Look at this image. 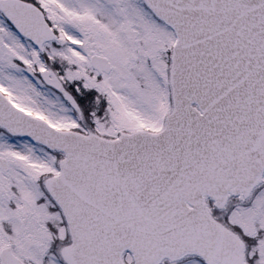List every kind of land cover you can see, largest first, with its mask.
Instances as JSON below:
<instances>
[{
  "label": "snow or ice",
  "instance_id": "6c2138e0",
  "mask_svg": "<svg viewBox=\"0 0 264 264\" xmlns=\"http://www.w3.org/2000/svg\"><path fill=\"white\" fill-rule=\"evenodd\" d=\"M0 264H264V0H0Z\"/></svg>",
  "mask_w": 264,
  "mask_h": 264
}]
</instances>
